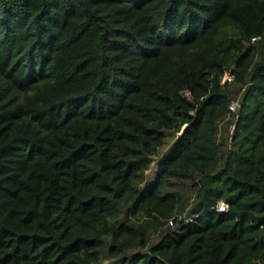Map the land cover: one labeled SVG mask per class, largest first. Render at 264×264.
Returning a JSON list of instances; mask_svg holds the SVG:
<instances>
[{
	"label": "trees",
	"instance_id": "obj_1",
	"mask_svg": "<svg viewBox=\"0 0 264 264\" xmlns=\"http://www.w3.org/2000/svg\"><path fill=\"white\" fill-rule=\"evenodd\" d=\"M0 264H264V0H0Z\"/></svg>",
	"mask_w": 264,
	"mask_h": 264
},
{
	"label": "rangeland",
	"instance_id": "obj_2",
	"mask_svg": "<svg viewBox=\"0 0 264 264\" xmlns=\"http://www.w3.org/2000/svg\"><path fill=\"white\" fill-rule=\"evenodd\" d=\"M228 78L232 79L231 76L226 75L223 80L222 83H226L229 82ZM241 99H242V93H240L236 100L235 103H239V105L241 104ZM238 113V111H236L234 114L236 115ZM236 121V118L231 117L228 120L223 121L220 125H219V141L221 142L222 140H225V138L229 139L230 136H232L233 134V123ZM180 136V133H170L168 134V138L167 141L165 143V146L160 150L159 155L154 158V162L153 165L150 169V171L147 173L148 175V182L153 181V179L156 177L157 174V168H158V162L166 155L169 154V152L172 150V148L174 147V144L176 142V140L178 139V137ZM230 150V149H229ZM223 166V160L219 161V168H222ZM170 190L172 191H177L180 192L182 194H184L185 198H187V205L190 207H192V205L194 204V196H195V192L192 191L191 189V184L188 182H180V181H174L172 186L170 187ZM186 215V214H185ZM182 215V217L185 219H189V216H185ZM175 218L180 219V216H176ZM176 226V224L174 223L173 226L169 225V227L171 229H173ZM168 228L166 227L165 229L162 230H167ZM161 230V231H162ZM161 231H154L153 229H151L150 235H151V244H156L161 236H162V232Z\"/></svg>",
	"mask_w": 264,
	"mask_h": 264
},
{
	"label": "built area",
	"instance_id": "obj_3",
	"mask_svg": "<svg viewBox=\"0 0 264 264\" xmlns=\"http://www.w3.org/2000/svg\"><path fill=\"white\" fill-rule=\"evenodd\" d=\"M231 78H232V77H231ZM228 80L231 81L232 79L228 78ZM238 108H239V104L234 102V103L231 105L230 110H231L233 113H235V112L238 110ZM232 130H234V127L232 128ZM228 209H229V206H228L227 203H225V202H220V203H218V205H217V209H216V210H217V212L224 213V212H227ZM169 225H171V226L174 225L173 220H170V221H169Z\"/></svg>",
	"mask_w": 264,
	"mask_h": 264
}]
</instances>
